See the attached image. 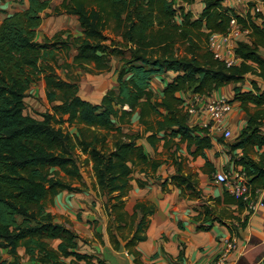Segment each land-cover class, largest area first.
Here are the masks:
<instances>
[{
  "label": "trees",
  "instance_id": "trees-1",
  "mask_svg": "<svg viewBox=\"0 0 264 264\" xmlns=\"http://www.w3.org/2000/svg\"><path fill=\"white\" fill-rule=\"evenodd\" d=\"M14 1L22 9L5 14L0 21V248L11 257L0 259V264H23L19 247L24 248L29 264H106L98 256L79 251L77 234L45 210L48 196L60 190H82L72 185L74 181L84 184L77 150L87 156L85 163L91 160L98 191L106 196L107 232L113 247L119 248V238L125 240L124 247L136 264H144L135 245L146 237L147 217L154 206L137 202L129 214L124 196L132 178L144 185L162 161L139 141L155 149L163 140L164 147L175 145L176 150L185 143L190 154L206 158L205 150L211 147L209 132L188 123L181 94L208 95L225 84L242 81L246 73L264 78V58L259 54V48L264 49V25L255 21L262 13L249 3V10L241 15L223 6V0H202L197 17L183 5L176 7L173 0H62L54 11L73 14L79 34L61 31L38 42L36 29L49 0ZM232 18L249 32L244 35L247 40L236 41L239 62L226 66L213 57L208 38L211 33H225ZM106 30L115 38H109ZM71 48L76 49L71 61L59 65L58 54L68 55ZM113 59L117 61L115 86L98 103L78 94L77 78L62 79L55 72L58 65L98 74L109 71ZM168 72L173 75L160 93L155 91L153 78ZM40 78L45 81L51 111L41 112L38 119L24 112V99ZM252 87L242 91L233 86V99L239 100L247 120L229 149L242 150L233 162L242 166L251 198H255L264 186V90L254 82ZM134 114L137 129L132 126ZM53 123L60 127L55 129ZM64 123L75 131H64ZM255 147L261 149L257 160L248 155ZM176 164L174 174L161 177V187L172 183L183 196L200 198L197 180L182 174L180 163ZM222 202L239 209L246 203L227 192ZM193 209L198 211L194 215L198 229L222 222L206 202ZM246 220L247 216L239 225L244 226ZM50 239L59 240L56 247L50 246Z\"/></svg>",
  "mask_w": 264,
  "mask_h": 264
},
{
  "label": "crops",
  "instance_id": "crops-1",
  "mask_svg": "<svg viewBox=\"0 0 264 264\" xmlns=\"http://www.w3.org/2000/svg\"><path fill=\"white\" fill-rule=\"evenodd\" d=\"M61 1L49 0V6L41 12L42 22L36 29L35 41L41 42L44 39H49L55 33L61 31L73 35L79 34V22L73 14L64 11H54ZM173 1L176 7L183 5L184 9L189 10L194 17L200 14L204 6L202 0H194L189 4L180 0ZM260 1L223 0L222 5L232 8L237 13L243 15L249 10V3L261 6ZM4 3L6 6L7 3H12L13 5V9H9L6 13L22 9V6L16 5L14 0H5ZM261 13L262 17L255 19V21L258 24L264 25V7L261 8ZM239 39L247 40V37L241 35ZM70 51L73 55L76 49L71 48ZM259 54L264 58L263 48H259ZM60 56L64 62L69 61L64 55L61 54ZM110 69L111 71L107 72V74L109 72L110 74L106 77L100 76L94 78L95 83H91L94 85L96 97L91 101L88 97L82 96V94L85 95L88 89L85 83L84 89L81 92L82 98L93 103H98L106 90L115 86L116 80L113 73L115 66H112ZM172 75L173 73L168 72L163 76L165 79L162 76L154 77L151 87L160 93L165 80L169 79ZM252 82L261 90H264V78L262 76L246 73L242 81L235 84H225L209 94L213 97L222 95L230 101L231 110L222 123L224 128L230 130L231 135L223 137L220 131L214 127L210 128L211 147L205 150L206 158L202 155L193 156L190 154L186 150L185 143H180V147L176 150L175 145L170 148L164 147L163 140L156 145L155 149L148 146L143 140L139 141L144 144L146 151L152 157L162 161L155 174L152 175L153 177H148L144 185L140 186L137 180L132 178L128 192L124 196V209L129 214L133 212L134 205L137 202L154 206L153 213L147 217L146 237L135 245V248L139 252V258L144 264L208 263L225 249L226 242L232 233L229 227L233 228L237 248L229 253L227 264H264V186L257 192L255 197L258 200V205L253 211H249L246 209V203L243 209H239L236 204L222 202L224 193L227 190L222 184L215 182L213 177L216 172L221 170L230 171L239 166V164L233 162V158L241 156L242 150L240 148L230 150L229 143L235 139L241 128L246 124L247 113L240 106L239 100L233 99L235 93L233 86L237 85L242 91H246L253 89ZM38 85L40 89L39 93L41 94L42 92L45 95V84L42 78L38 80ZM32 88L30 87L28 91L31 92ZM181 96L184 105H194L197 108L195 113H189L188 123L190 125H202L208 119L205 111L202 110V102L205 96L193 93L181 94ZM49 105L47 104L46 106L51 111ZM248 106L250 110H253L252 104ZM28 114L32 117L40 118V116ZM133 118L136 121L132 119V126L136 123V126L133 128L137 129V115L134 114ZM71 127H67L69 131ZM261 129L264 132V125L261 126ZM260 152L261 149L255 147L254 150L248 152V155L257 160ZM86 158L87 156L80 152L78 160L81 162L83 160V163H85ZM175 159L176 163H180V172L182 174H191L197 180V186L202 192L200 198L189 199L183 196L180 188L172 183H168L165 188L161 187V177L164 178L177 171ZM85 164L90 171L91 182L89 183L83 176L79 165L81 180L84 184L74 181L72 185L81 187L82 190H60L55 195L48 196L45 210L54 216L55 221L65 224L77 234L79 251L98 256L106 264H136L133 254L129 253L124 247L125 240L119 238V248L113 247L107 232L108 216L104 208L106 196L100 195L98 191L91 160ZM135 176L144 177L143 173H136ZM213 198H219L220 201L215 203L212 200ZM205 202L213 206L215 214L222 217V222L214 221L209 229L202 230L196 227L197 223L194 220V215L198 211L194 210L193 207H199ZM245 216H247L245 225L240 226L239 221H242ZM58 241V239H50L49 244L52 247H56ZM18 253L23 256L21 260L23 264L30 263L27 256L24 255L23 247L18 248ZM0 255L2 256L0 259L11 260L7 252L1 248ZM68 260L65 259L66 262Z\"/></svg>",
  "mask_w": 264,
  "mask_h": 264
},
{
  "label": "built area",
  "instance_id": "built-area-1",
  "mask_svg": "<svg viewBox=\"0 0 264 264\" xmlns=\"http://www.w3.org/2000/svg\"><path fill=\"white\" fill-rule=\"evenodd\" d=\"M260 5H255L251 8L254 11H260L264 7V0L260 1ZM249 32L247 28H242L234 18L229 22V28L225 33H211L208 38V49L211 51L214 58L221 60L226 66H231L239 62V58L235 55L236 41L241 35H246ZM200 95V94H199ZM205 99L202 102V110L205 111L207 120L202 123V127L215 128L222 133L223 137H229L231 132L223 127V121L231 110V103L225 96L213 97L211 95L202 94ZM200 95V96H202ZM184 105V104H183ZM188 113H195L197 108L194 105H184ZM236 158V157H235ZM214 181L222 184L227 192L246 202V209L253 211L258 205V200L251 198L248 176L242 166L225 171L221 170L214 173ZM236 237L234 232L226 242V247L223 251L217 254L210 262L204 264H227L228 255L231 251L236 250Z\"/></svg>",
  "mask_w": 264,
  "mask_h": 264
},
{
  "label": "rangeland",
  "instance_id": "rangeland-1",
  "mask_svg": "<svg viewBox=\"0 0 264 264\" xmlns=\"http://www.w3.org/2000/svg\"><path fill=\"white\" fill-rule=\"evenodd\" d=\"M5 2V0H0V20L2 19V17H3V14H7L6 12H8L9 11V9H11L12 7H13V5H12V3H7V6H6V4L4 3ZM14 3L16 4V5H19L18 3H16V1H14ZM13 9V8H12ZM5 12V13H4ZM106 32V34H107V36L109 37V38H111V39H114L115 38V34L114 33H112L111 31H109V30H106L105 31ZM65 33V35L67 34V32H64ZM108 42H109V40H108ZM62 55H64L66 58H68L69 59V61H67L68 63L71 61V57H72V53H71V51L69 52V54L68 55H66L64 52H60ZM60 54V55H61ZM60 55H58V63H59V65L60 64H63V63H67V62H64V60L63 59H61V56ZM117 65V61H116V59H114V60H112V62H111V67L112 66H116ZM66 69H64V68H61L60 66H56L55 67V72L62 78V79H66V78H68V77H71V78H73V79H76L77 78V84H78V94L81 96V92H82V90L84 89V86H85V83L87 84V92L85 93V95L84 94H82V96L83 97H88V99H90L91 101H92V99L93 98H95L96 97V93L94 92V88H93V84H91V83H95V79L94 78H97V77H100V76H102V77H106L108 74H110V72L107 74V72L108 71H105V72H102L103 74H92V73H84V72H82L81 70H79V69H70V70H66ZM81 73H80V72ZM109 71H111V69L109 70ZM87 74H89V75H87ZM43 79V78H42ZM43 81H44V79H43ZM44 84H45V81H44ZM84 84V85H83ZM96 84H97V82H96ZM39 85H38V81H36V82H34L33 84H31V87H33L32 88V91L31 92H29V91H27V95H26V97H25V99H24V102H25V107H24V112L26 113V114H28V113H30V114H32V115H36V116H40V118L39 117H36V118H38V119H41V115H40V113L41 112H44V111H46L47 110V104L49 105V102H48V100H47V98L45 97V95L44 94H42V92H41V94L39 93V91H40V89H39V87H38ZM45 87V86H44ZM46 88V87H45ZM81 96V97H82ZM99 96V95H98ZM49 107H50V109H51V104L49 105ZM134 119V118H133ZM134 121H136L135 119H134ZM136 124V123H135ZM134 124V126L133 127H135L136 125ZM61 126H62V128H63V130L65 131L66 129H68L67 128V125L64 123V124H61ZM53 127L55 128V129H58L59 127H60V125L59 124H55V123H53ZM69 130V129H68ZM70 131L71 132H74L75 131V127H71L70 128ZM76 153L80 156V151L79 150H77L76 151ZM166 154V153H165ZM78 163H79V165H80V168L82 169V172H83V176L87 179V181L90 183L91 182V174H90V171L87 169V166H86V164L85 163H83V160H82V162L81 161H79L78 160ZM2 256L0 255V258H1Z\"/></svg>",
  "mask_w": 264,
  "mask_h": 264
}]
</instances>
